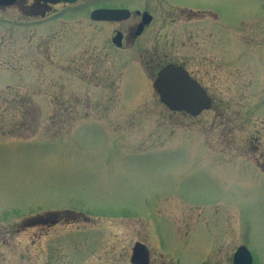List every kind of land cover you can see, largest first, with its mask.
<instances>
[{
	"label": "rangeland",
	"instance_id": "obj_1",
	"mask_svg": "<svg viewBox=\"0 0 264 264\" xmlns=\"http://www.w3.org/2000/svg\"><path fill=\"white\" fill-rule=\"evenodd\" d=\"M136 1L79 0L45 19L0 9V264H133L135 243L150 264H202L228 227L234 246L264 264V180L244 164L264 158L242 147L243 117L225 95L223 108L196 117L168 112L152 82L180 63L178 47H155L147 67L151 47L116 49L109 25L102 42V23L89 20ZM170 1L228 21L243 45H264L263 0ZM249 20L261 36L247 40ZM203 86L212 94L209 78ZM231 138L235 159L224 164L215 141L225 151ZM62 211L74 216L35 225Z\"/></svg>",
	"mask_w": 264,
	"mask_h": 264
},
{
	"label": "flooded vegetation",
	"instance_id": "obj_2",
	"mask_svg": "<svg viewBox=\"0 0 264 264\" xmlns=\"http://www.w3.org/2000/svg\"><path fill=\"white\" fill-rule=\"evenodd\" d=\"M138 2L136 1L135 4L143 6L135 7V9L121 8L130 12V16L126 20L99 22L102 23V36L105 37L102 42L107 41L105 29L109 25L111 29L109 41L112 47H119L117 49L151 47V53L147 55L146 60L144 59L147 67L154 63L155 47H160V45L166 48L178 47L180 63L170 61L166 65L172 64L183 69L189 78L205 91L211 100L208 109L219 110L222 106L216 101L225 95L226 100L231 103L227 104L230 106L232 116L241 115L243 117V133L244 130L246 133H244L242 147H245L249 158L263 159L264 125L260 123L264 122V45L258 43L243 45L239 40H235L234 31L236 30L234 27H230L228 21L225 22L211 11L190 10L185 5L172 4L170 0H138ZM15 4L24 10V14L28 9L39 10V13L34 15H40L42 19L54 13L52 10L49 11L51 6L47 2L15 0ZM0 9H3L2 6ZM143 13L147 14L145 15L146 20L149 18L146 24L143 22ZM252 21L249 20L242 25L245 26L247 40L254 35L261 36L260 31H256L258 28L247 27L249 23L260 24L259 21ZM155 35H160L161 38L156 45L154 44ZM116 36L119 37L118 44L113 42ZM208 78L213 86L212 94H209L203 86V82H206ZM240 99L241 104H234ZM238 105L243 107H237ZM218 114L219 112L216 113L217 116ZM232 120L235 121V118ZM233 127H236L235 123ZM233 142L234 138H231L226 150L221 151L219 150L220 141L218 139L215 141V157L224 159L225 161H222V163L225 162L224 164L235 159L234 155H231ZM239 151L237 148L234 153L237 154ZM246 163L244 162L246 169L249 168L251 172L264 180L263 162L259 165L252 161L251 164ZM62 214L52 213L44 217H36L35 225L39 227L55 226L64 220L70 221L67 213ZM225 231V238L215 240L211 245L213 249L205 252L206 256L204 257L206 258L202 264H234L236 251L245 247L234 246L232 238L229 237L230 227ZM142 254L144 252L134 257V264H150L149 258H146L145 263L143 262ZM249 255L250 264H254L252 255L250 253Z\"/></svg>",
	"mask_w": 264,
	"mask_h": 264
},
{
	"label": "water",
	"instance_id": "obj_3",
	"mask_svg": "<svg viewBox=\"0 0 264 264\" xmlns=\"http://www.w3.org/2000/svg\"><path fill=\"white\" fill-rule=\"evenodd\" d=\"M48 3L73 4L77 0H38ZM15 0H0V6L7 7L14 4ZM144 24L149 18H145ZM129 17L127 10L119 9H97L90 13V20L96 22H119ZM119 37L116 36L113 42L118 44ZM153 89L158 94L160 102L172 112H184L190 116L198 115L203 109L210 105V100L204 91L192 80L184 70L173 65L163 67L153 81ZM132 262L137 254H142V260L146 262L145 249L139 244L133 248ZM234 264H250V255L243 248H239L234 255Z\"/></svg>",
	"mask_w": 264,
	"mask_h": 264
}]
</instances>
